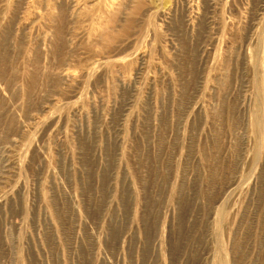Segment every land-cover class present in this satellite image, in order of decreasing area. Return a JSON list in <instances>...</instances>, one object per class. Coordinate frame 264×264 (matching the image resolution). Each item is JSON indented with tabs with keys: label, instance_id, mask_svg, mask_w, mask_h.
I'll list each match as a JSON object with an SVG mask.
<instances>
[{
	"label": "rangeland",
	"instance_id": "1",
	"mask_svg": "<svg viewBox=\"0 0 264 264\" xmlns=\"http://www.w3.org/2000/svg\"><path fill=\"white\" fill-rule=\"evenodd\" d=\"M0 264H264V0H0Z\"/></svg>",
	"mask_w": 264,
	"mask_h": 264
}]
</instances>
